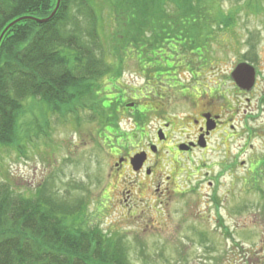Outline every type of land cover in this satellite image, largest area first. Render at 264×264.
Returning <instances> with one entry per match:
<instances>
[{
  "label": "rangeland",
  "instance_id": "1",
  "mask_svg": "<svg viewBox=\"0 0 264 264\" xmlns=\"http://www.w3.org/2000/svg\"><path fill=\"white\" fill-rule=\"evenodd\" d=\"M91 1L97 10V32L107 47L105 60L116 67L118 58L110 40L111 33L118 36L114 5L111 0ZM204 8L202 16L209 21L196 26L201 36L210 32V72L202 67L179 69L181 87L171 85L168 77L148 83L135 58L119 71L104 73L94 86L98 97L90 95L84 109L67 107L65 114H57L46 111L38 100L27 103L21 144L0 145V183L29 197L41 190L45 195L47 190L57 192L81 218L78 224L84 221L78 228L84 225L101 231L106 240H121L130 264H264V168L260 165L264 158V0H206ZM76 15L81 12L71 8L69 19ZM229 15L234 21L226 27L222 18ZM81 18L80 33L88 28ZM243 61L255 67L257 85L252 93L239 92L231 78L234 67ZM196 87L201 88L200 94ZM208 87L215 90V111L230 116L239 112L234 118L237 129L230 131L234 137L223 144L216 134L207 151L193 154L195 164L181 175L182 195L178 177L161 205L149 188L126 199L132 178L127 173L119 182L109 178L113 159L92 110L95 99L106 94L116 98L122 92L125 104L114 126L130 137L123 145L132 151L152 139L166 116L173 122L170 144L181 140V116L195 114L200 104L211 100L205 96L210 94ZM132 103L137 106L128 107ZM40 107L46 111L42 120ZM145 107L149 114L137 121L134 115ZM245 110L252 112L246 121ZM138 197L147 203L143 205Z\"/></svg>",
  "mask_w": 264,
  "mask_h": 264
},
{
  "label": "trees",
  "instance_id": "2",
  "mask_svg": "<svg viewBox=\"0 0 264 264\" xmlns=\"http://www.w3.org/2000/svg\"><path fill=\"white\" fill-rule=\"evenodd\" d=\"M205 1L111 0L118 31V36L113 31L110 36L111 52L118 58L113 67L105 60L107 47L97 32V10L91 0H61L55 16L45 23L31 18H48L58 0H0V36L12 22L26 17L0 42V145L21 144L27 103L38 100L46 111L57 114H65L67 107L84 109L90 95H98L97 80L131 59L136 58L148 83L168 77L171 85L181 87L177 71L183 67L194 71L195 55L210 40V32L201 36L196 26L209 21L202 16ZM71 8L81 12L73 18L75 26L68 17ZM82 16L88 28L80 33ZM222 19L230 27L234 16ZM124 99L122 92L116 98L106 94L92 107L105 139L121 146H126V137L114 124ZM43 107L39 109L44 111ZM137 111V121L149 114L146 107ZM260 165L264 168V160ZM57 194L41 190L29 197L0 183V264H130L121 240H106L101 231L84 225L78 228L84 221L78 224L81 218Z\"/></svg>",
  "mask_w": 264,
  "mask_h": 264
},
{
  "label": "flooded vegetation",
  "instance_id": "3",
  "mask_svg": "<svg viewBox=\"0 0 264 264\" xmlns=\"http://www.w3.org/2000/svg\"><path fill=\"white\" fill-rule=\"evenodd\" d=\"M205 26L207 29L208 25ZM209 44L211 45V43ZM209 44H204L201 48H199L197 55L198 58H196L195 63L196 67H202V70L207 69L208 72H210V68H212L210 54H207ZM246 61L240 62L234 67L231 72V78L240 89L239 92L243 91L252 93L257 85L256 77L254 85L250 90L241 88L234 78L235 69L242 63H248ZM195 83L199 84L200 81ZM208 88L210 89V94L205 96L211 100L200 104V106L196 108L195 114L189 113L181 116V140L176 139L172 142V144H170L172 137L170 132L173 122L169 120L167 116L164 117L162 115V118L164 117L165 119L162 121V125L154 130V136L152 139L140 148L130 151L129 149H125L126 146H121L114 142L108 143L110 145L109 154L113 159L109 178L115 179L119 182L121 178H124L126 173L130 178H132L133 184L130 186L132 188H128L125 191V194H127L126 199H131L132 195L134 197L136 194H145V188H149L154 189L152 192L157 195V200L159 201V205H161L165 202L168 196H170L171 190L176 185L178 177H180V180L178 181L177 186L180 189L179 193L182 195L181 175L189 172V169L186 167L195 164L193 154L198 150L207 151L209 149L211 139L216 134L221 135L220 137L223 139V144H225V142L231 137H234L233 134L230 133L235 132L237 129V126L234 125V118L237 117L239 112L235 116H230L225 114L222 110L215 111L214 100L212 97V93L215 90L212 87ZM200 91L201 88L196 87L197 94H200ZM129 106L134 108L137 104L132 103V105L130 104L128 107ZM231 109L232 108H230V110ZM251 113L252 112L249 110H245L244 116L242 117L243 119L246 117L244 121L249 119ZM243 127L245 128L246 126ZM245 134H248V132L245 131ZM140 153H142L145 157V161L141 165H134L132 159ZM263 160L264 158H262L261 162ZM242 163L244 164V162ZM167 164L171 165V167L168 168L166 166ZM137 199L141 200L143 205L144 203H147V201H144L141 197H138ZM125 205L129 210L130 203L127 202Z\"/></svg>",
  "mask_w": 264,
  "mask_h": 264
},
{
  "label": "water",
  "instance_id": "4",
  "mask_svg": "<svg viewBox=\"0 0 264 264\" xmlns=\"http://www.w3.org/2000/svg\"><path fill=\"white\" fill-rule=\"evenodd\" d=\"M60 2L61 0H58V4L55 8V10L53 11V13L46 19H38V18H31V19H34L40 23H45V22H48L50 21L56 14L59 6H60ZM23 19H26L25 18H19L17 20H15L14 22H12L5 30L4 32L1 34L0 36V42L4 36V33L12 26L14 25L15 23L19 22V21H22ZM255 74H256V71H255V67L251 64H248V63H242L240 64L234 71V78L237 82V84L243 88V89H246V90H250L253 85H254V82H255ZM132 105V104H131ZM162 137V135H161ZM145 161V157L143 156L142 153L136 155L135 157H133L132 159V162L134 165L136 164H143V162Z\"/></svg>",
  "mask_w": 264,
  "mask_h": 264
}]
</instances>
